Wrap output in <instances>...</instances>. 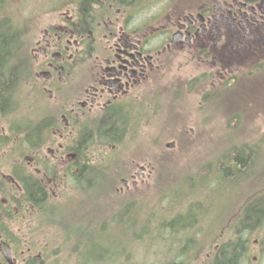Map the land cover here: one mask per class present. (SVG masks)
Returning a JSON list of instances; mask_svg holds the SVG:
<instances>
[{"label": "flooded vegetation", "instance_id": "1", "mask_svg": "<svg viewBox=\"0 0 264 264\" xmlns=\"http://www.w3.org/2000/svg\"><path fill=\"white\" fill-rule=\"evenodd\" d=\"M45 2L58 14L43 36L30 42L18 89V109L24 105L25 112L12 105L0 113V264H65L59 252L77 236L73 264H97L89 237H97L95 227L78 223V230L74 225L66 233L65 223L49 221L64 209L66 179L87 190L102 178L88 174L86 143L97 137L106 142L101 134H122L130 116L141 114L140 125L145 103L157 97L153 75L163 56L200 59L211 67L203 74L206 82L220 81L214 91L234 87L244 59L263 60L264 0ZM141 171L132 176V187L149 177ZM121 181L118 193L131 188L128 178ZM50 226L60 236L52 244L38 236Z\"/></svg>", "mask_w": 264, "mask_h": 264}, {"label": "rangeland", "instance_id": "2", "mask_svg": "<svg viewBox=\"0 0 264 264\" xmlns=\"http://www.w3.org/2000/svg\"><path fill=\"white\" fill-rule=\"evenodd\" d=\"M0 4V29L16 27L29 44L57 19L56 7H47L45 0H1ZM32 31L35 38L29 35ZM259 57L264 60V54ZM163 58V66L153 75L157 97L145 103L144 115L139 117L143 127L136 128L141 114L133 115L127 119L129 129L114 142L115 149L98 137L86 143L88 174L102 178L87 190L74 179H66L64 209L49 221L65 223L66 233L78 223L95 227L91 231L97 237L89 236L91 244L105 249L93 258L97 264H207L217 259L215 248L222 250L234 237L236 224L254 211L247 205L261 204L259 222L251 219L250 226L243 227L248 242L238 264H264V67L250 73L263 60L254 55L244 59L240 80L217 93L214 89L220 81L214 86L203 76L211 72L208 63L184 53ZM30 94L35 100L31 90ZM18 110L23 114L24 105ZM237 147L248 150V159L253 157L249 150L256 151L253 167L242 176H234L227 166L228 161L236 163L232 159ZM142 166H150L152 174L132 187V176ZM123 178L130 180L131 188L118 193ZM188 212L193 218L185 230L169 227ZM57 234L50 226L38 236L52 239V244L60 238ZM76 238L65 242L59 252L65 264L76 261L72 252ZM195 246L190 254L193 261L184 260ZM53 250L54 244L44 255L48 257Z\"/></svg>", "mask_w": 264, "mask_h": 264}, {"label": "trees", "instance_id": "3", "mask_svg": "<svg viewBox=\"0 0 264 264\" xmlns=\"http://www.w3.org/2000/svg\"><path fill=\"white\" fill-rule=\"evenodd\" d=\"M1 5L2 4H0V9H1ZM12 27H13L12 25L11 26L6 25L3 26V29L2 28L0 29V113L1 114L4 113L5 111H11L10 108L12 105L16 106V110L18 109L21 103V93L19 92L20 90L19 88L22 86L24 82L23 64L25 63L23 59H21V57L23 52H25L26 38L23 40L21 34L17 32L16 27L13 28ZM16 89L17 90L19 89L17 93H15ZM115 133L116 132H114L113 136L107 134H101L99 136L102 137V141L107 142V140H109L108 142L111 141L117 142L121 134H115ZM244 151L245 149H240L239 147H237L235 151L237 152V156H234L232 159L236 163L231 164V162L229 163V161L227 163V166L231 167V171L234 176L246 175L254 165L253 163L255 160L256 151L254 149L249 150V152L253 155V157L251 156L249 159H248V150L247 152L245 151L246 153ZM226 158L228 159V157ZM251 206L252 205H250V207ZM259 206L256 207L253 205L252 207L258 208ZM261 215H262L261 211L254 210L250 212V214H248V217L245 216L244 219L239 223V225L236 224L237 227L233 228L234 237H231L228 242L226 241V243L222 245V250L221 249L218 250L216 254L217 259H215L214 262H209L208 260L207 264H238L244 257L243 250L246 247L244 244L248 242L247 238L245 239L243 237L245 231L243 230L244 229L243 227L246 224L250 226V223H248V221L251 219L254 221L256 219V221L259 222ZM192 218L193 215L189 212L184 215H180L169 224L170 225L169 227H172V229H175L176 231L185 230L188 225L192 224ZM70 238L71 237H69L68 239ZM93 248H94L93 253L96 255L103 254L104 253L103 251H105V249H103V245H95ZM194 248L193 250L188 252V254H185V256H183L184 260L190 259V257H192L190 253L191 254L194 253V251L197 249V246H195ZM220 250L221 252L219 253ZM196 254L197 252L194 254V256ZM189 261L192 262L193 258L190 259ZM163 264H170V263L168 261Z\"/></svg>", "mask_w": 264, "mask_h": 264}, {"label": "bare ground", "instance_id": "4", "mask_svg": "<svg viewBox=\"0 0 264 264\" xmlns=\"http://www.w3.org/2000/svg\"><path fill=\"white\" fill-rule=\"evenodd\" d=\"M93 183V182H92ZM97 189V188H96ZM90 251V250H89ZM191 254V253H190Z\"/></svg>", "mask_w": 264, "mask_h": 264}]
</instances>
